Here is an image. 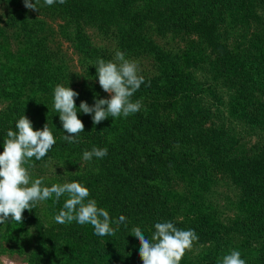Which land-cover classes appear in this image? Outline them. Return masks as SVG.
<instances>
[{"label":"trees","instance_id":"16d2710c","mask_svg":"<svg viewBox=\"0 0 264 264\" xmlns=\"http://www.w3.org/2000/svg\"><path fill=\"white\" fill-rule=\"evenodd\" d=\"M7 1L15 7L11 23L23 39L25 55L20 64L14 58L5 57V62L0 58V93L11 100L0 114V153L7 131L16 130L21 116L26 115L35 130L48 124L56 143L43 159L33 157L28 162L33 165L28 168L32 180L43 177V186L49 187L78 181L113 221L124 215L127 227L121 224L115 236L100 237L90 224H58L54 216L66 197L58 203L53 197L31 211L26 209L22 224H0V254L6 236L24 243L29 236L34 247L28 264H90L93 259L143 264L132 228H141L151 239L157 222L170 221L198 236L180 264H218L232 250L239 251L246 264H264V145L253 156L240 153L239 142L226 130L232 119L251 127L264 119V105L257 94L264 92V59L248 66L233 50L226 30L228 14L233 12L227 6L230 0H66L64 4L56 0L51 6L45 4L60 19L57 35L75 50L79 70L69 65L63 50L50 46L48 34L52 33L24 6V0ZM117 50L131 61L144 54L158 62L153 77L138 71L144 83L131 100L143 107L127 118L109 117L98 125L91 115L78 112L84 131L78 142L68 143L62 139L67 133L53 108L55 86L78 92L77 108L82 101L91 106L96 97L110 98L91 63L113 60ZM190 67L193 77H184L192 88L198 72H204L219 81L213 87L218 92L228 89V100L216 106L220 125L205 127L206 116L200 115L207 111L200 108L201 92L199 98L173 97L176 111L170 112L164 97L171 94L169 88L176 91L174 95L190 91L182 74L183 68ZM94 147L107 148V155L83 161L84 151ZM219 177L234 193L235 202L226 204L239 210L231 218L221 219L220 209L210 202L214 199L218 204L213 186ZM174 190H188L194 202L184 197L176 202ZM51 248L57 251L53 257Z\"/></svg>","mask_w":264,"mask_h":264},{"label":"clouds","instance_id":"9594fccd","mask_svg":"<svg viewBox=\"0 0 264 264\" xmlns=\"http://www.w3.org/2000/svg\"><path fill=\"white\" fill-rule=\"evenodd\" d=\"M56 0H44L48 6ZM64 4L66 0H58ZM39 0H24V6L29 10H39ZM91 65L96 67L98 83L110 98H95V103L89 105L82 101L79 108L76 106V97L79 93L71 87L57 84L53 92V108L59 114L63 131L62 137L68 143H76L77 137L84 131V123L78 118V112L92 116L94 125L112 117L114 120L121 116L127 118L130 114L139 112L140 101L133 102L131 97L144 83V77L138 74L136 62L125 58V53L117 50L113 60L98 59ZM79 110V111H78ZM15 131H7L3 143V152L0 153V224L5 222H23V213L31 211L39 202L54 197L58 203L61 197H66L63 207L54 220L58 224L75 221L80 225L90 224L94 234L100 237L115 236L121 224L127 227V218L120 215L115 221L109 212L97 206L95 199H89V189L78 181L55 183L43 186V177L32 180L28 164L31 158L41 160L55 145L56 140L45 124L42 130H35L31 120L21 116L15 123ZM107 148H93L84 151L82 160L91 161L107 155ZM28 164V167L25 165ZM63 167L64 165H60ZM115 223L116 227H111ZM151 239L146 238L141 228H132L134 236L140 244L139 256L143 264H180L186 250H191L193 242L198 240L194 230L178 229L172 222H157ZM218 264H246L241 253L232 250L224 255Z\"/></svg>","mask_w":264,"mask_h":264},{"label":"rangeland","instance_id":"374dc122","mask_svg":"<svg viewBox=\"0 0 264 264\" xmlns=\"http://www.w3.org/2000/svg\"><path fill=\"white\" fill-rule=\"evenodd\" d=\"M32 1L35 3V0ZM137 6L142 7L144 6V3H138ZM227 6H231L233 11L228 14L229 21L226 26V30L230 32L228 37L233 50L240 53L241 57L244 59L246 64H248V66L251 64L257 66L258 61L264 59V3L257 0H230L229 3H227ZM37 7L43 10L41 12L33 10L34 16H36L39 20H42L45 23L48 32L52 33L48 34L51 40L50 46L52 48H56V50L58 48L63 50L64 54H66L67 61H69V65L73 69L79 70V57L75 50L68 42L57 35L58 26L61 24L60 19L56 16V14L49 11L43 0H39ZM14 11L15 7L10 5L7 0H0V58H2L4 62L5 57L14 58V61L20 64V59L25 55L24 43L23 39L18 37L15 33V29L12 27L13 23L11 22L12 19H14ZM137 53L138 52H136V54ZM208 58L209 57H207V59ZM134 61L137 63L138 71L141 74H146L149 77L154 76L153 73L156 72V63H158L154 60V58L148 55L144 56V54H142L141 58H135ZM193 72L194 70L192 67L189 69L183 68L182 74L183 77L186 75L193 77ZM201 74H204L205 77H202ZM22 78L20 77V79ZM183 79L189 84L190 91L183 89L178 94L174 95L176 91L169 88L168 90L171 94L164 97V99L169 102L171 107L170 112L173 113L176 111V103L174 101L175 98L179 99L183 94L199 98L198 94L201 92L203 101H199L200 108L203 111H207L201 113L200 115L206 116L203 118L206 123L205 127H214L218 124L220 125L216 115V106L220 107L221 102H226L228 100V93H226L228 89L226 92H218L217 88L213 87L219 81L212 79L204 72H198L196 79L197 85H194L193 88L188 82L187 77H184ZM199 88H201L202 91H199ZM233 92L234 91L232 89L231 94H233ZM257 92L258 101L264 105V92ZM173 97L175 98L171 100ZM10 104L11 100L3 93H0V114L6 112V110L10 107ZM224 107L222 106L221 108ZM209 109L211 110L210 112H208ZM222 112H226V108H224ZM227 116L228 115L224 114L226 119H228ZM226 127L230 137L239 142L238 149L240 150V153L253 156L257 153L259 146L264 145V119L255 124L254 127L248 125V122L246 121L243 122L240 119H232V123H230V125L227 124ZM217 179L218 181H216V184L213 186V198H217L218 204L214 203L216 202L214 199V202H210L213 203L212 206L220 209V214L222 215L221 219L231 218L239 212L237 205L234 207V205L226 204L227 202H235L234 193L224 178L222 179L219 177ZM174 195L176 197V202H178L180 198L183 199V197L184 199L189 198L190 201L194 202V195L190 194L188 190H174ZM227 196L231 199L227 200ZM227 206H230V208ZM29 231L32 232L31 230ZM26 239L27 242L24 243L22 239H16V241L12 235L8 237L6 236L1 243L2 253L0 254V264H28V258L34 245L32 242H28L30 239L29 236H26ZM102 243L105 246V243ZM50 254H52V257L57 254L55 248H51ZM88 260L89 257H86L85 261ZM92 262L93 263L90 264H107V262L100 263L97 259H93Z\"/></svg>","mask_w":264,"mask_h":264}]
</instances>
